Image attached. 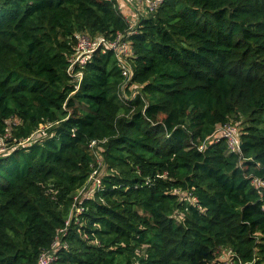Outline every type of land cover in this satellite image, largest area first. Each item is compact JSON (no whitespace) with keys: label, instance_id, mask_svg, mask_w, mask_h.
<instances>
[{"label":"trees","instance_id":"16d2710c","mask_svg":"<svg viewBox=\"0 0 264 264\" xmlns=\"http://www.w3.org/2000/svg\"><path fill=\"white\" fill-rule=\"evenodd\" d=\"M127 1L0 0V264H264V0Z\"/></svg>","mask_w":264,"mask_h":264},{"label":"built area","instance_id":"2783aa9c","mask_svg":"<svg viewBox=\"0 0 264 264\" xmlns=\"http://www.w3.org/2000/svg\"><path fill=\"white\" fill-rule=\"evenodd\" d=\"M162 1L163 0H150V2L148 3V9H150V10L156 9L159 6V4L162 3ZM79 41H80L79 42L80 52H79L78 56L76 57V60L78 59L81 61H86L87 54L95 52L103 44L109 45V46L116 48V49H120L122 47L121 43L118 39H117L116 43L107 42L103 38L100 40L99 39L94 40V39H91L89 37H82ZM127 71H128V69L125 68L124 73H127ZM219 130H220L219 133H221L225 137V140L228 144V149L231 151H240V149H241L240 137L237 134L238 126L232 125V124H227L224 128H221ZM216 140H218V139H216ZM93 143H95V142H93ZM97 182H100L99 178H97ZM263 184H264L263 181L257 180L258 186L263 185ZM49 260H50V258H48L46 255H42L40 257V264H48Z\"/></svg>","mask_w":264,"mask_h":264},{"label":"rangeland","instance_id":"374dc122","mask_svg":"<svg viewBox=\"0 0 264 264\" xmlns=\"http://www.w3.org/2000/svg\"><path fill=\"white\" fill-rule=\"evenodd\" d=\"M149 2L150 0H128L126 2L123 6V10L132 15V18H129L132 24L138 21V15H141L145 11V7L148 6ZM130 7L133 9L134 13H131Z\"/></svg>","mask_w":264,"mask_h":264}]
</instances>
